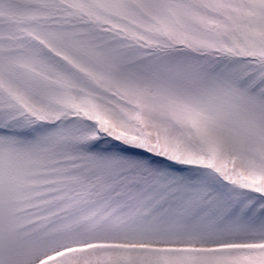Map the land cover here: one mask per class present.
<instances>
[{"label":"snow or ice","instance_id":"snow-or-ice-1","mask_svg":"<svg viewBox=\"0 0 264 264\" xmlns=\"http://www.w3.org/2000/svg\"><path fill=\"white\" fill-rule=\"evenodd\" d=\"M0 264H264V0H0Z\"/></svg>","mask_w":264,"mask_h":264}]
</instances>
